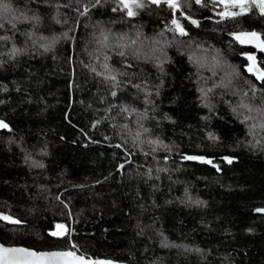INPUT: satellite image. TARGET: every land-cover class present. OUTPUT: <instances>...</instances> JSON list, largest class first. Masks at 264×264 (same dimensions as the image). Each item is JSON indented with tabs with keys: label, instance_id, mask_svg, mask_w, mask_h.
<instances>
[{
	"label": "trees",
	"instance_id": "obj_1",
	"mask_svg": "<svg viewBox=\"0 0 264 264\" xmlns=\"http://www.w3.org/2000/svg\"><path fill=\"white\" fill-rule=\"evenodd\" d=\"M137 2L0 0V212L22 223L0 221V242L264 264V80L233 39L264 40V15Z\"/></svg>",
	"mask_w": 264,
	"mask_h": 264
},
{
	"label": "snow or ice",
	"instance_id": "obj_2",
	"mask_svg": "<svg viewBox=\"0 0 264 264\" xmlns=\"http://www.w3.org/2000/svg\"><path fill=\"white\" fill-rule=\"evenodd\" d=\"M151 3L159 5L161 0H150ZM179 0H167L169 7L177 8ZM216 2V0H214ZM219 2L224 3L227 7L231 5L232 7H240V12L238 13H221V16L229 15L235 17L237 15H241L247 12L249 9L245 7L251 3L259 8L260 14L264 15V0H219ZM121 3L124 4L126 8H128V15L132 16L135 13L132 11V8L129 7V4H134L135 7L139 8L142 5L137 2V0H121ZM196 3H201V0H196ZM6 7V6H5ZM193 24H196L197 21L192 20ZM181 35H185L184 29L177 23L176 20L172 22ZM241 44H251L255 42L256 47L259 50L264 51V42L260 41V36L256 32H241L234 37ZM248 60L254 61L255 57L249 55L247 57ZM249 72L255 71L257 74V78L264 80V72H261L259 69L255 67V63L251 64L248 68ZM115 95V93H113ZM7 125L0 121V128H6ZM188 159H196L195 157H188ZM210 163V161H205ZM231 162V161H229ZM0 219L8 220L10 222L16 223L17 221H13L11 217L8 216H0ZM57 228L60 229L58 232H52L50 235L53 236H63L64 233V225H57ZM75 247V245H73ZM54 259H60L63 261V264H93L92 261H85L83 256L77 257L75 252L66 251V252H48V253H37L34 251H29L23 248H4L0 246V264H51V261ZM95 264H102V262H95Z\"/></svg>",
	"mask_w": 264,
	"mask_h": 264
},
{
	"label": "water",
	"instance_id": "obj_3",
	"mask_svg": "<svg viewBox=\"0 0 264 264\" xmlns=\"http://www.w3.org/2000/svg\"><path fill=\"white\" fill-rule=\"evenodd\" d=\"M241 32H249V33H250V32H254V31H237V32H235V33L233 34V39H234V41H235L239 46H241V47H245V48H250V49L253 50V52L249 53L248 56H249V55L254 56V57H255V60H254V61H250V60L247 59V62H248V64H247V71H248L249 66H250L251 64L255 63V67H256L257 69H259L261 72H264V70L261 69V67L258 65L257 58H256V53H261V54L264 55V51L259 50V48L256 47L255 42H253V43H251V44H241L237 39L234 38L235 35H237V34H239V33H241ZM257 34H258V33H257ZM258 35H259V34H258ZM259 36H260V35H259ZM260 41H261V42H264V40H263L261 37H260ZM248 56H247V57H248ZM248 73H249L250 75H252L254 78L258 79V78H257V74L255 73V71H253V72H249V71H248ZM258 80H261V79H258ZM0 216H8V217H11V219H12L13 221H17L16 223H13V222H10V221H8V220L0 219V221H1L2 223L8 224V225H21V224H22V223H21L20 221H18L15 217H13V216H11V215H9V214H7V213L0 212ZM0 246H3L4 248H23V249H26V250H29V251H34V252H37V253L66 252V250L35 251L34 249L27 248V247H24V246H14V245H13V246H8V245H4V244H2L1 242H0ZM75 253H76V252H75ZM76 256H77V257L83 256V257L85 258V261H89V260H90V261L93 262V264H95V262H97V261L102 262V264H119V263L112 262V261H107V260H100V259H98V260H93V259H91L90 257H86V256L81 255V254H78V253H76ZM51 264H63V261L60 260V259H54V260L51 261Z\"/></svg>",
	"mask_w": 264,
	"mask_h": 264
},
{
	"label": "rangeland",
	"instance_id": "obj_4",
	"mask_svg": "<svg viewBox=\"0 0 264 264\" xmlns=\"http://www.w3.org/2000/svg\"><path fill=\"white\" fill-rule=\"evenodd\" d=\"M239 7V6H238ZM248 56V55H247Z\"/></svg>",
	"mask_w": 264,
	"mask_h": 264
}]
</instances>
